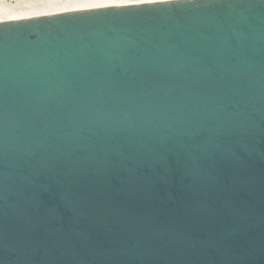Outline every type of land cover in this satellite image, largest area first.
<instances>
[{
  "label": "water",
  "instance_id": "obj_1",
  "mask_svg": "<svg viewBox=\"0 0 264 264\" xmlns=\"http://www.w3.org/2000/svg\"><path fill=\"white\" fill-rule=\"evenodd\" d=\"M0 264H264V0L0 18Z\"/></svg>",
  "mask_w": 264,
  "mask_h": 264
},
{
  "label": "bare ground",
  "instance_id": "obj_2",
  "mask_svg": "<svg viewBox=\"0 0 264 264\" xmlns=\"http://www.w3.org/2000/svg\"><path fill=\"white\" fill-rule=\"evenodd\" d=\"M15 1V3H11ZM138 0H0V18L73 9L84 5L109 4Z\"/></svg>",
  "mask_w": 264,
  "mask_h": 264
},
{
  "label": "rangeland",
  "instance_id": "obj_3",
  "mask_svg": "<svg viewBox=\"0 0 264 264\" xmlns=\"http://www.w3.org/2000/svg\"><path fill=\"white\" fill-rule=\"evenodd\" d=\"M11 3H15V1H12Z\"/></svg>",
  "mask_w": 264,
  "mask_h": 264
}]
</instances>
